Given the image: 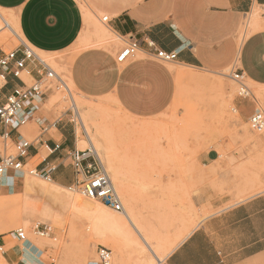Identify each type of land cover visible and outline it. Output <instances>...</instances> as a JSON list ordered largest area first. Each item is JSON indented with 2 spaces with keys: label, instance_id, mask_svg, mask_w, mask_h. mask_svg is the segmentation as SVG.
I'll return each mask as SVG.
<instances>
[{
  "label": "rangeland",
  "instance_id": "1",
  "mask_svg": "<svg viewBox=\"0 0 264 264\" xmlns=\"http://www.w3.org/2000/svg\"><path fill=\"white\" fill-rule=\"evenodd\" d=\"M0 13L16 31L14 14L8 12V15L2 10ZM103 17L99 13L97 18L87 21L78 42L80 50L97 47L98 44L82 38L85 31H91L94 26L108 27L102 22ZM254 21L262 26L261 30L264 29V7H255L246 16L241 24L240 39ZM16 32L23 40L20 32ZM109 32L110 47L123 48V40L111 29ZM0 37V46L4 49L11 50L18 45L6 30L0 31ZM33 50L69 87L67 92L68 88H62L55 81L49 85L39 118L50 125L60 121L59 125L65 127L70 138L75 133L78 150L86 149L88 142L92 144L122 203L112 172L120 174L119 184L126 188L128 198L132 197L134 201L141 236L134 233L132 228L131 231L141 246L137 247L131 237L114 231L105 236L87 213L74 206L59 207L53 200L27 191L29 186L44 187L65 200L74 197L87 202L69 187L57 189L52 187V181L28 174L21 176L18 188L11 191L4 187L0 190V243L5 241L6 246L16 244L14 231L20 228L27 233L29 242H41L38 249L44 264H95L98 247L111 250V264H117L116 255L120 253L125 255L126 264H164L165 257L210 214L193 202L201 183L198 157L202 153L210 149L218 150L221 156L226 152L234 153L237 156L230 161L247 167L241 171L252 172L241 173V181L264 179V130L254 132L248 124L255 111L264 113V85L248 79L240 83L233 80L231 72L236 66L222 73H213L166 63L170 69L184 75L175 74L177 83L172 105L153 118L135 119L128 116L112 97L88 98L69 86L70 58L77 50L71 53ZM187 76L194 80H188ZM21 78L27 85L32 83V77L25 73ZM242 88L246 89L248 97L241 94ZM21 130L24 135L30 136V139L27 138L29 140L38 135V127L33 122ZM50 134L57 140L60 138L54 129ZM94 139L103 143L104 151L95 146ZM46 155L47 152L42 149L40 157L28 166L34 167ZM82 179L79 177V180ZM26 203L35 204L41 209L31 214L33 208L29 206L25 210ZM91 203L101 205L98 201ZM41 206L48 210L49 216L45 211L42 213ZM105 208L113 215L118 214ZM54 216L57 217L56 222ZM24 219L27 225L22 223ZM37 223L48 226L52 234L49 237L35 234L32 230ZM24 247L26 251L33 250L30 245ZM0 264H7L2 257Z\"/></svg>",
  "mask_w": 264,
  "mask_h": 264
},
{
  "label": "crops",
  "instance_id": "2",
  "mask_svg": "<svg viewBox=\"0 0 264 264\" xmlns=\"http://www.w3.org/2000/svg\"><path fill=\"white\" fill-rule=\"evenodd\" d=\"M255 7H264V0H0V10L14 14L20 34L33 49L77 50L70 58L68 76L78 94L112 97L135 119L163 113L176 92L175 73L154 59L148 42L176 53L174 63L179 66L213 73L236 66L244 80L264 85V29L243 42L240 39L241 24ZM99 13L123 43L130 37L138 41V53L126 63L115 61L122 47L80 50L87 21ZM17 83L10 79L9 86ZM52 129L58 140L51 136ZM20 134L30 139L21 129ZM40 141L30 148L26 164L44 149L47 155L32 168L49 173L58 186L74 185L79 176L67 156L77 148L74 137L57 124ZM236 156L231 152L221 156L210 149L198 157L201 183L193 202L210 214L165 257L164 264H264V179L241 181V173L252 172L241 171L247 167L230 161ZM21 178L8 180L5 187L18 188ZM18 243L2 244L7 264H44L31 242V251ZM116 262L126 264L125 255H116Z\"/></svg>",
  "mask_w": 264,
  "mask_h": 264
},
{
  "label": "built area",
  "instance_id": "3",
  "mask_svg": "<svg viewBox=\"0 0 264 264\" xmlns=\"http://www.w3.org/2000/svg\"><path fill=\"white\" fill-rule=\"evenodd\" d=\"M0 22L2 24L0 31L6 30L18 43L11 50L0 46L1 190L5 187V183L8 180L19 176L24 177L26 174L51 181L49 173L39 172L35 168L29 167L25 161L29 156L30 148L35 143L41 142L40 138L60 122L58 121L50 125L38 116L40 108L43 105L46 90L49 89V85L53 81L61 87H65V84L49 64L40 58L24 39H21L19 33L13 29L1 13ZM102 22L106 23L107 17H103ZM124 43V47L115 57V61L119 64L126 63L139 51L138 41L131 37ZM147 46L153 50L152 56L159 63H174L177 59L176 53L158 50L153 42H148ZM29 65L32 66V70L28 69ZM23 73L32 77L30 85H27L22 80L21 76ZM32 75H34V78ZM231 78L239 83L244 80L243 75L236 70L231 72ZM10 79H14L18 83L9 86ZM7 89L9 90L8 93ZM241 94L244 97H248V92H246L245 88L241 89ZM30 122L35 123L38 127V135L32 140L20 134V129ZM248 124L252 131L262 132L264 130V113L255 111L248 119ZM14 134H16L15 138L13 137ZM74 139L76 140L75 133ZM59 147L56 145L55 150L59 149ZM67 156L70 157L71 166L76 174L83 178L82 180L78 179L74 185L69 187V190L79 193L85 199L96 200L115 212H123L122 203L115 191L106 167L92 144L89 142L88 147L84 150L76 148L67 153ZM52 170V168H49V171ZM6 188H9L11 191L13 189L11 185H7ZM32 231L41 237H49L52 234L48 226L39 223L34 225ZM14 235L22 245H30L23 229H17L14 231ZM4 253V246L0 243V257ZM111 259V250L105 247H98L95 264H111Z\"/></svg>",
  "mask_w": 264,
  "mask_h": 264
},
{
  "label": "bare ground",
  "instance_id": "4",
  "mask_svg": "<svg viewBox=\"0 0 264 264\" xmlns=\"http://www.w3.org/2000/svg\"><path fill=\"white\" fill-rule=\"evenodd\" d=\"M2 11L7 12V14H8V12H10V11H5V10H2ZM10 17L11 16H9V18ZM18 24L19 23H18V21H17V19L15 17V20L13 22V25H14L16 31H20ZM89 25H91V24H89ZM261 29H262V26L259 25V24H257L256 21L252 22L250 24L249 28L245 31L244 36L241 39V42H243L248 36H250L254 32L260 31ZM85 32L86 33H84L85 35H84V37L82 39L91 40L92 42L98 44L97 47H101V48H105V49H107V48L110 47V45H111V43L109 41V33L110 32H109V28L108 27H106V26H94V28L91 31L88 32V30H86ZM89 35H91V36H89ZM0 41H1V37H0ZM171 71H173L175 74L179 73V75H183V73H181V72H177L176 73V71L173 70V68L171 69ZM185 74H186V72H185ZM187 79L190 80V81H193L194 80V79H192L191 77H188V76H187ZM68 82H69V86L72 88L73 87V84H72V82L70 81L69 78H68ZM65 88H68L67 89V92H68L69 91V87H66V85H65ZM94 141L93 142L96 144L95 146L98 149L103 150V143L98 142L96 139H94ZM119 175L120 174H118L117 172H114V171L112 172V177H113V179L115 180V182L117 184V188H118V190H119V192L121 194L122 204H123V212H117L118 214H116V215H113L111 212H109V210L106 209L105 208L106 206L104 207L103 204H101L99 206L98 205L95 206L96 203L94 205L91 203L92 201L96 202V200H88V199H86L87 202H82L80 199H75L74 197L73 198L71 197L72 198L71 200L70 199L65 200V198L61 197L58 193H56V192H54V191H52V190H50L48 188H44V187L29 186V187H27V191H30L33 194L37 195V196H42L44 198H49V199L53 200L59 207H63V206L73 207L74 206L76 209H78V210H80L82 212L87 213V215H89L91 217V220L95 223V225L102 231V233L105 236H108L110 233H112L114 231L116 233H120V235H126L127 237H131L132 238V241L134 242V244L137 247H140L141 246L140 242H138V240L135 239L134 234L131 231V228H132L133 231H134V233L138 234V236L140 235V231H139V225L140 224L138 223L137 216H136V214L134 212V201H133L132 197L129 196L130 199L128 198L129 193H128V191H125L126 188L123 185H120L121 183L119 184V181L121 180V179L118 180V176ZM51 183H52L51 184L52 187H56V188L57 187H61V186H58V184L56 185L54 182H51ZM29 206H31L33 208V209H31L32 210V212H30L31 214H33V212H36V211H38V210L41 209V208H39L35 204H31L30 205L28 203H26L24 205V209L26 210V208H28ZM42 208H43V210H41L42 213L44 211H45L44 212L45 214L46 213L47 214L49 213L48 210L44 209V207H42ZM54 208H56V207H54ZM50 212H51V210H50ZM48 216H49V214H48ZM56 218L57 217L54 216V218H53L54 222H56L55 221ZM22 223L24 225H27V220L24 219L22 221ZM25 235H26V238L28 239L27 233H25ZM32 243L37 248L41 246V242L40 241H32ZM9 247H12V246H9Z\"/></svg>",
  "mask_w": 264,
  "mask_h": 264
}]
</instances>
